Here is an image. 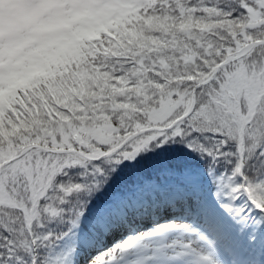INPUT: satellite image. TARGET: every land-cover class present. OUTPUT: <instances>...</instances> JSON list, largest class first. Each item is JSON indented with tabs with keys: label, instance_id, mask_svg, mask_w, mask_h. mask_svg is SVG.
Instances as JSON below:
<instances>
[{
	"label": "snow or ice",
	"instance_id": "6c2138e0",
	"mask_svg": "<svg viewBox=\"0 0 264 264\" xmlns=\"http://www.w3.org/2000/svg\"><path fill=\"white\" fill-rule=\"evenodd\" d=\"M66 8L85 12L77 27L91 38L51 76L0 84V264H68L57 242L129 169L141 193H162L190 218L157 225L181 233L166 245L175 264H218L212 247L232 230L264 252V0ZM127 208L99 209L97 225ZM132 246L87 264H118Z\"/></svg>",
	"mask_w": 264,
	"mask_h": 264
},
{
	"label": "trees",
	"instance_id": "16d2710c",
	"mask_svg": "<svg viewBox=\"0 0 264 264\" xmlns=\"http://www.w3.org/2000/svg\"><path fill=\"white\" fill-rule=\"evenodd\" d=\"M89 0H78V4H86ZM54 13V12H53ZM82 12H80V15ZM78 19L71 21V23L64 26V28H54L47 25L50 21L47 16L40 19L42 24V29H40V34L38 37L42 39H30L29 43L16 54L15 58H12L9 62H5L0 68V84H8L10 86L22 87L28 85L30 82L42 78L48 77L54 74L56 68L61 66L66 59L73 55L78 43L82 42L84 38H91V36L82 32L77 26L82 21L85 16L83 12ZM29 18V17H28ZM30 20V19H28ZM33 23V22H32ZM32 28V27H30ZM26 26V30H32ZM190 163L193 167H199L200 161L196 157H192ZM82 171L81 169H73L71 172V177L73 179H79L77 173ZM134 170H126L122 174V178L112 181L109 185L105 187L100 192L95 193L94 196L87 202L86 206L96 207L99 204L108 203L115 196H124L131 191L137 189L131 180L127 177ZM138 190V189H137ZM139 191V190H138ZM139 198L136 199V205L126 213V217L130 218L137 216V207L148 206L147 203V193H141L139 191ZM154 204L153 207L158 209L162 203L158 199V195L154 194ZM171 206V208H175ZM149 210H151L149 208ZM121 225H124V221H118ZM52 227L59 231L64 227L63 222H57L52 225ZM60 241L57 242V247ZM73 262L74 259H71Z\"/></svg>",
	"mask_w": 264,
	"mask_h": 264
},
{
	"label": "rangeland",
	"instance_id": "374dc122",
	"mask_svg": "<svg viewBox=\"0 0 264 264\" xmlns=\"http://www.w3.org/2000/svg\"><path fill=\"white\" fill-rule=\"evenodd\" d=\"M12 22L9 30L15 31L19 26H14ZM1 27L5 26V23H1ZM39 31H36V29L31 30L27 32V38L28 41H31L32 37L33 39H37ZM7 38L6 34H3L0 32V45L2 47H8V43L5 41ZM31 39V40H30ZM138 192H132L127 197H123L117 200L112 201L109 204H104L100 206L97 209H93L91 207L86 206V210L84 212V216L79 220L78 226L72 225L68 228V235L63 237L60 240V244L57 247V250L61 254H66L68 257V264H76V256L74 255L73 251H79L83 249L84 246V239L90 235V233H93L97 231L101 226L97 225L96 223V213L99 209L109 207V206H115L120 201H124L128 204V207L133 203L135 197L137 196ZM94 215V216H93ZM169 220H180L184 221L180 218L171 217L170 219H162L159 220L157 223L163 224L166 223ZM92 224V225H91ZM96 225V227H92ZM147 226V227H146ZM145 229H138L134 234L132 235H126V236H120L116 238L115 240L109 241V243L103 245L102 247H99L95 251H92L91 253L87 254L82 258L79 264H87V261L94 256H98L109 249L113 248L114 246L129 242L133 246L126 250L118 264H131V259L141 261V257L145 256L143 264H145V261H147L149 264H163L164 261L167 262L169 259L168 252L169 249L166 247L167 244H169L171 241L176 239H181V233L177 229H160L159 231H151L150 226L145 225ZM167 231L166 233H164ZM160 232V233H159ZM155 233V234H152ZM140 242V244H139ZM233 250H240V253H243L242 251L246 249V254L243 256L236 257V260L234 258L230 259V263L232 264H245L244 262L247 259V262L250 260H254L255 264L256 262H259L258 259L261 257L260 252L255 248V246H248L246 241H243V236H241L240 239L234 240ZM248 246V247H247ZM141 249V250H140ZM143 250V252H142ZM133 253V254H132ZM131 254V255H130ZM141 254V256H139ZM145 254V255H144ZM139 257H138V256ZM135 257V258H134ZM254 257V258H253ZM71 259H74L72 262ZM151 259V260H150ZM186 259V258H185ZM193 257H189L186 259L189 262L193 261ZM162 263H161V262ZM160 262V263H159Z\"/></svg>",
	"mask_w": 264,
	"mask_h": 264
},
{
	"label": "bare ground",
	"instance_id": "6f19581e",
	"mask_svg": "<svg viewBox=\"0 0 264 264\" xmlns=\"http://www.w3.org/2000/svg\"><path fill=\"white\" fill-rule=\"evenodd\" d=\"M94 216V215H93ZM92 225V224H91ZM92 227H96V225H94V226H92ZM139 244H140V242H139ZM141 250V249H140ZM142 252H143V250H142ZM133 254V253H132ZM131 255V254H130ZM145 255V254H144ZM138 256V255H137ZM139 256H141V254L139 255ZM138 256V257H139ZM146 256V255H145ZM145 256H143V257H141V261H139L140 260V258L138 259V260H132L131 259V264H143L142 262H144L143 260H145ZM135 258V257H134ZM254 258V257H253ZM187 259V258H186ZM186 259H184L182 262H181V264H192L193 262H194V260H196L195 258L193 259V261H192V263H189L188 262V260L186 261ZM151 260V259H150ZM161 262V261H160ZM159 262V263H160ZM196 262H197V260H196ZM162 263V262H161ZM124 264V263H123ZM145 264H149L147 261H145ZM153 264V263H152ZM163 264H175V262H173L172 260H168L167 262H165L164 261V263ZM233 264V263H232Z\"/></svg>",
	"mask_w": 264,
	"mask_h": 264
}]
</instances>
